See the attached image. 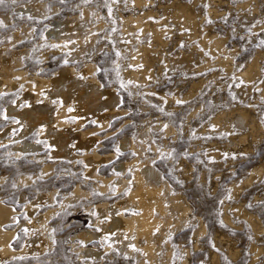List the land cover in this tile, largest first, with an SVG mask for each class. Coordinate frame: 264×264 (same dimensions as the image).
<instances>
[{
  "label": "bare ground",
  "instance_id": "bare-ground-1",
  "mask_svg": "<svg viewBox=\"0 0 264 264\" xmlns=\"http://www.w3.org/2000/svg\"><path fill=\"white\" fill-rule=\"evenodd\" d=\"M13 1L15 11L25 16L11 38L0 42V97L5 102V118L0 119V149L6 151L8 159L0 171V264H63L64 259L52 250L56 231L60 221L70 213L77 214L81 206L91 216V224L74 232L70 247L84 258L82 263L92 264L103 258L105 252L116 249L128 258H135V264H173L169 235L187 224L189 206L181 201L179 194L173 193L158 167V159L166 150L154 139L150 129H159L164 122L154 116L143 99L131 97L130 90L138 87L139 93L144 92L152 99L168 100V94H158L150 86L154 78L153 56L158 45L154 41L160 42L163 34L155 25L157 21L146 20V16L154 12L153 7H148L151 0H132L134 9L139 12L136 11V16L120 13L124 35L129 38L127 45L118 50L122 59L116 74L124 82L121 87L117 83L102 82L98 65L92 58L95 49L100 50L103 45L101 36L96 33L103 21L98 25L94 21V15H98L94 0H80L77 8L72 7L71 12L62 17L60 7L48 9L46 0ZM170 5L174 20L185 26L194 24L196 17L189 8L190 11L176 0ZM47 18H52L44 31L49 44L34 50L24 47L32 40L27 35L29 26L25 22ZM0 19L11 25L12 18L1 11ZM141 25L151 29L152 40L138 41L139 33L132 29ZM211 46L215 47L214 51L219 43L214 40ZM33 53L38 57L32 56ZM50 57H55L52 65L57 68L54 70L46 65ZM39 59L43 60V65L36 64ZM30 62L36 64L35 68H28ZM250 66L248 70L245 66L247 71L243 74H253L255 66ZM137 103L141 104L137 111L140 113L138 123L128 110ZM237 120L241 124L247 121L243 111L238 113ZM117 122L120 123L116 126ZM132 124L136 125L135 132L128 129ZM115 137L118 138L116 149L106 150ZM69 185L71 188L65 190ZM229 219L227 217V221ZM23 234L20 244L18 238ZM93 241H100L103 248L93 246ZM214 255L211 264L218 262ZM178 264H188L186 254Z\"/></svg>",
  "mask_w": 264,
  "mask_h": 264
},
{
  "label": "rangeland",
  "instance_id": "rangeland-1",
  "mask_svg": "<svg viewBox=\"0 0 264 264\" xmlns=\"http://www.w3.org/2000/svg\"><path fill=\"white\" fill-rule=\"evenodd\" d=\"M46 1L48 9L56 5L60 7L62 17L70 13L72 7L77 8L80 0ZM151 1L148 7H153L154 14L147 15L146 20L152 23L157 21L155 25L163 34L161 33L160 42L154 41V44L158 45L157 53L153 56L152 69L155 71L153 69L154 78L150 86L158 94L165 96L168 94L166 96L168 100L166 102L152 99L144 92L139 93L138 87L130 90L131 97L143 99V103L152 109L154 116H158L162 124L164 122L159 129L153 130L152 127L150 129L154 139L166 150L158 159L160 162L158 167L171 184L173 193L179 194L181 201L189 206L187 224L169 235L173 246L172 262L178 264L186 254L188 264H211L210 259L215 254L217 264H264V0H213L214 3L212 0H176L194 13L196 20L191 26L181 24L176 18L174 20L170 5L172 0ZM0 6L1 14L12 18L11 25L0 19L2 42L11 38L13 31L20 27V19L25 15L15 11L13 0H3ZM93 7L100 15V18L97 14L94 15L96 25L100 20L104 25L102 24L96 32L101 36L100 41L103 45L100 50L95 49L92 58L98 65L102 82L107 85L117 83L121 87L124 82L116 74V68L122 59L118 50L121 46L127 45L129 38L124 35L120 13L136 16L137 9H134L132 0H94ZM50 19L25 22L29 26L27 35L32 40L23 45L24 47L34 50L49 44V38L44 31H47ZM195 21L198 24L195 25ZM141 26L132 29V32L139 33L138 41L152 40L151 29H144L142 26V31ZM200 39L205 41L201 43ZM136 40L137 38L134 41ZM214 40L219 43L215 52L213 51L215 47L211 46ZM219 50L226 51L219 53ZM32 56L38 57L37 53H33ZM186 56L187 58H184ZM54 59L55 57H50L46 63L51 70L57 68L52 65ZM206 59L210 60L207 62ZM219 62L222 64L219 65ZM36 64L43 65V60L39 59ZM36 64L30 62L28 68L31 66L35 68ZM187 64H192L193 67L190 65V68ZM245 66H255L253 76L243 74L249 69L248 67L244 70ZM194 67L198 69L195 70ZM182 68H185L184 71ZM187 88L190 90L188 93ZM191 90L195 92L192 93ZM176 96L179 99H176ZM2 99L3 97H0V119L5 118V102ZM140 108L141 104L137 103L128 109L132 111L136 123L140 119V113L137 112ZM242 111L247 120L243 124L237 120L238 113ZM119 123L117 122L116 126ZM255 124L259 126L256 128ZM165 126L169 129L167 130ZM128 129L132 132L137 130L135 124ZM117 139L112 138L111 147L106 150H115ZM0 154L1 171L5 166L2 164H6L8 159L4 149H0ZM109 168L112 171V166ZM59 187L61 188V185ZM70 188L71 185L65 190ZM13 201H17L16 196L13 197ZM242 211L244 214H241ZM76 213H70L62 219L56 231L55 249L52 250L53 254L64 259L63 264H81L84 260L79 253L71 250L70 242L74 232L80 231L82 227H88L92 218L85 213L83 206L79 207ZM93 214L96 215V212L93 211ZM227 217L231 220L227 221ZM251 221H255L254 224ZM68 224L70 226H67ZM24 236L25 234L19 236L20 244ZM92 245L103 248L100 241H93ZM102 257L92 261V264H135V258H128L116 249L105 252Z\"/></svg>",
  "mask_w": 264,
  "mask_h": 264
},
{
  "label": "snow or ice",
  "instance_id": "snow-or-ice-1",
  "mask_svg": "<svg viewBox=\"0 0 264 264\" xmlns=\"http://www.w3.org/2000/svg\"><path fill=\"white\" fill-rule=\"evenodd\" d=\"M3 2V0H0V3H2Z\"/></svg>",
  "mask_w": 264,
  "mask_h": 264
}]
</instances>
